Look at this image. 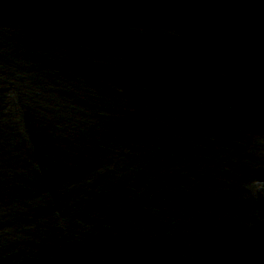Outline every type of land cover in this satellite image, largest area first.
Here are the masks:
<instances>
[{"label": "water", "instance_id": "95a60500", "mask_svg": "<svg viewBox=\"0 0 264 264\" xmlns=\"http://www.w3.org/2000/svg\"><path fill=\"white\" fill-rule=\"evenodd\" d=\"M0 264H264V0H0Z\"/></svg>", "mask_w": 264, "mask_h": 264}]
</instances>
